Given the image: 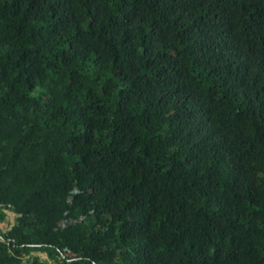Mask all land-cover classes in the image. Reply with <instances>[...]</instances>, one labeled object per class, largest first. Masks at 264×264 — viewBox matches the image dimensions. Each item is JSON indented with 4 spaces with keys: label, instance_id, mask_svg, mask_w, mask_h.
Segmentation results:
<instances>
[{
    "label": "trees",
    "instance_id": "16d2710c",
    "mask_svg": "<svg viewBox=\"0 0 264 264\" xmlns=\"http://www.w3.org/2000/svg\"><path fill=\"white\" fill-rule=\"evenodd\" d=\"M37 252L264 264V0H0V264Z\"/></svg>",
    "mask_w": 264,
    "mask_h": 264
},
{
    "label": "rangeland",
    "instance_id": "374dc122",
    "mask_svg": "<svg viewBox=\"0 0 264 264\" xmlns=\"http://www.w3.org/2000/svg\"><path fill=\"white\" fill-rule=\"evenodd\" d=\"M7 213V219L10 224L13 223L15 215L12 212H6ZM33 255L39 256L43 261H47V256L44 253H33ZM47 264H51V261H47Z\"/></svg>",
    "mask_w": 264,
    "mask_h": 264
}]
</instances>
